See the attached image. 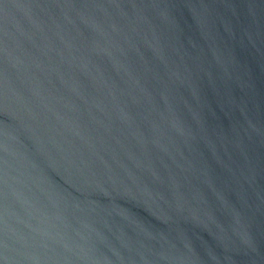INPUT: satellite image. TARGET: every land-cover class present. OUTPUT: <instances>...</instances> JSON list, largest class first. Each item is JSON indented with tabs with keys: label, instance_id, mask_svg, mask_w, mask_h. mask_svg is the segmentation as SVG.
Here are the masks:
<instances>
[{
	"label": "water",
	"instance_id": "water-1",
	"mask_svg": "<svg viewBox=\"0 0 264 264\" xmlns=\"http://www.w3.org/2000/svg\"><path fill=\"white\" fill-rule=\"evenodd\" d=\"M0 264H264V0H0Z\"/></svg>",
	"mask_w": 264,
	"mask_h": 264
}]
</instances>
